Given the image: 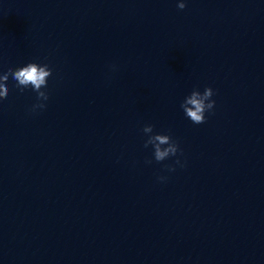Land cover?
I'll list each match as a JSON object with an SVG mask.
<instances>
[{
  "label": "clouds",
  "instance_id": "9594fccd",
  "mask_svg": "<svg viewBox=\"0 0 264 264\" xmlns=\"http://www.w3.org/2000/svg\"><path fill=\"white\" fill-rule=\"evenodd\" d=\"M177 7L183 10L186 7L184 2H179ZM52 75V70L47 64L40 65L35 62L28 63L16 69L9 68L6 72L0 74V101L7 98L9 93L8 80L11 76L15 82L16 88L23 91L31 87L37 93L38 101H47L48 94L41 91L42 88L47 87L48 78ZM214 95L211 87L205 88L203 93L198 90H193L190 95L185 97L180 107L183 109L184 114L194 124H202L205 122V112L211 111L215 106V101L211 99ZM46 105L43 102L33 105L32 110L43 109ZM154 126L151 124L145 125L142 131L148 135L144 146L152 145L154 152V159L157 162L164 161L170 156H175L179 151V145L174 141L170 135L154 133ZM151 163V161H147ZM180 163L179 160L176 161ZM168 167V166H166ZM169 171H174V168L168 167ZM161 180L164 177H160Z\"/></svg>",
  "mask_w": 264,
  "mask_h": 264
}]
</instances>
